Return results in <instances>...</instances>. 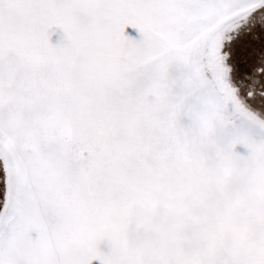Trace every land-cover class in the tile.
<instances>
[{"label":"snow or ice","instance_id":"1","mask_svg":"<svg viewBox=\"0 0 264 264\" xmlns=\"http://www.w3.org/2000/svg\"><path fill=\"white\" fill-rule=\"evenodd\" d=\"M0 264H264V0H0Z\"/></svg>","mask_w":264,"mask_h":264}]
</instances>
